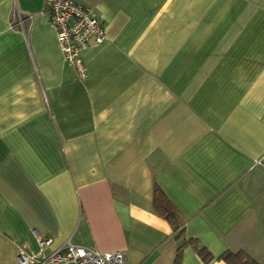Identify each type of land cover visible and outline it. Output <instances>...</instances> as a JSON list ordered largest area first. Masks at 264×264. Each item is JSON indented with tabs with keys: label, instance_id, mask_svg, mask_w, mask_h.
<instances>
[{
	"label": "crops",
	"instance_id": "1",
	"mask_svg": "<svg viewBox=\"0 0 264 264\" xmlns=\"http://www.w3.org/2000/svg\"><path fill=\"white\" fill-rule=\"evenodd\" d=\"M66 64L46 0H0V264L66 242L128 264H264V0H79ZM179 216L174 229L154 188Z\"/></svg>",
	"mask_w": 264,
	"mask_h": 264
},
{
	"label": "built area",
	"instance_id": "2",
	"mask_svg": "<svg viewBox=\"0 0 264 264\" xmlns=\"http://www.w3.org/2000/svg\"><path fill=\"white\" fill-rule=\"evenodd\" d=\"M49 23L67 65L74 68L77 77L86 75L81 51L88 44L103 40L104 31L93 9L79 0H46ZM39 248L36 252L18 249L20 264H128L119 250L98 251L79 244L66 242L49 254L44 253L51 238L36 234Z\"/></svg>",
	"mask_w": 264,
	"mask_h": 264
},
{
	"label": "trees",
	"instance_id": "3",
	"mask_svg": "<svg viewBox=\"0 0 264 264\" xmlns=\"http://www.w3.org/2000/svg\"><path fill=\"white\" fill-rule=\"evenodd\" d=\"M153 200L159 213L172 224L174 229H178V232L181 233L182 227L179 225V216L168 199L163 195L162 192L159 191L158 187L154 188ZM188 243L195 247L197 253L205 262H207L212 257L210 252H208V250L203 245L197 244L196 239H185L177 247L174 264H179L180 250ZM219 257L224 259L229 264H256V261L243 251L233 252L226 250L220 254Z\"/></svg>",
	"mask_w": 264,
	"mask_h": 264
}]
</instances>
